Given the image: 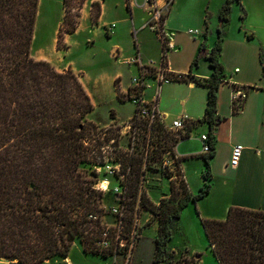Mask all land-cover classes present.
<instances>
[{
  "label": "trees",
  "instance_id": "trees-1",
  "mask_svg": "<svg viewBox=\"0 0 264 264\" xmlns=\"http://www.w3.org/2000/svg\"><path fill=\"white\" fill-rule=\"evenodd\" d=\"M236 1L240 0H226L221 20H229ZM84 2L79 0L78 5H73L71 0H64L60 48L65 33L77 30ZM39 3L40 0H0V260L9 264H46L56 256L68 257L77 239L86 253L103 257L128 254L134 248L129 237L136 214L144 208L159 218L152 264H193L195 260L190 255L168 245L174 222L184 208L190 201L204 197L212 187L211 159L216 151V129L223 119L217 108L218 89L225 79L219 57L222 30L207 55L212 77L195 78L191 71L170 73L171 79H193L209 86L205 116L188 127L190 130L198 122H208L209 137L214 142V150L204 154V185L193 193L184 178L181 190L172 179L170 196L157 204L140 190L143 171L135 178L128 175L133 189L125 190L120 200L126 211L124 230L119 233L117 227L104 222L105 193L98 187L96 169H84L88 164H104L107 158L98 124L88 118L94 110L92 98L72 69L58 71L51 62L31 55ZM93 4L98 8L92 11L93 22L97 23L101 3L95 0ZM162 40V64L167 67L170 46L168 37ZM200 55L194 58L193 66ZM155 71L153 68V75ZM118 97L126 101V94L119 92ZM114 142L119 145V139ZM202 222L218 264H264V210L232 206L224 220L203 217ZM124 237L128 244H123Z\"/></svg>",
  "mask_w": 264,
  "mask_h": 264
},
{
  "label": "crops",
  "instance_id": "crops-1",
  "mask_svg": "<svg viewBox=\"0 0 264 264\" xmlns=\"http://www.w3.org/2000/svg\"><path fill=\"white\" fill-rule=\"evenodd\" d=\"M42 1L40 0L39 5ZM61 1L63 18L57 22L52 35L55 40L65 16L64 0ZM201 1L204 6H201ZM93 2L94 0L87 2L82 7V20L85 25L88 21L92 23ZM100 3L99 21L92 24V27L106 34V28H103L115 23L111 35L106 38L110 43V55L117 64H128L134 75L126 79L124 72L118 70L111 75L92 79L86 78L83 69L76 68L75 64L67 67L79 75L94 106L97 105V96L91 89L93 83H114V89L110 91L111 97L115 101L123 102L118 94H126L133 78L139 76L141 65L148 64L158 70L163 68L162 37L149 26V15L142 5L143 0H138V4L131 7L127 6V0H100ZM225 3L226 0H174L164 22L170 46L167 73L187 74L191 71L195 78L212 77L213 68L207 55L218 40L219 29L223 36L219 57L225 68V79L221 81L218 89L217 108L223 119L216 129V151L211 159L212 187L204 197L188 203L181 217L174 222L175 227H178L184 217L197 226L203 217L224 220L232 206L264 210V0L234 2L229 20L223 21L220 20V11ZM82 20L75 32H67L64 36L69 45L65 48L67 51L75 42L72 40L73 36L80 33V27L84 24ZM151 33L154 34V51L149 39ZM128 36L130 42L127 41ZM202 44L205 45V50L201 52ZM199 54L198 63L193 66V60ZM146 82L144 98L157 102L165 122L169 123L182 116L197 121L205 116L209 86L197 84L193 79L163 81L157 76L148 77ZM235 90H240L241 96L233 100ZM107 98V93L102 95L103 100ZM114 112L116 116L111 121L121 123L119 112L115 109ZM209 130L208 122H198L176 144L175 154L181 160L177 171L193 193L199 192L205 182L206 161L204 154L200 152L199 136ZM236 143L244 145V151L239 165L232 167L231 151ZM156 171L161 174L159 178L164 186L157 197V191H149V194L158 202L161 198L170 196L172 180L160 170ZM150 216H154L153 225L150 227L154 228L157 235L159 218L154 214ZM168 246L175 250L174 246ZM135 250L127 264H131Z\"/></svg>",
  "mask_w": 264,
  "mask_h": 264
},
{
  "label": "rangeland",
  "instance_id": "rangeland-1",
  "mask_svg": "<svg viewBox=\"0 0 264 264\" xmlns=\"http://www.w3.org/2000/svg\"><path fill=\"white\" fill-rule=\"evenodd\" d=\"M91 1L93 0H85L84 4L87 2L90 3ZM98 1L100 2V0ZM62 4L61 0H43L42 3L38 5V17L36 19L35 35L30 51L31 55L37 58V60H47L51 62L58 71H67V67L75 64L76 68L83 69L86 78L90 77L94 79L95 77L111 75L115 71L121 70L124 72L125 78L130 79L131 75H134L130 71L131 67H129L128 64H117L110 55V43L106 38L108 35H111V31L106 30V35L100 30H94L92 27V24H95L93 22V16L91 20L92 23L88 21L86 26L81 15L78 28L81 25V20L84 24L80 27L79 35L73 36L72 40L75 42H73L71 49L69 51L65 49L68 48L69 45L64 39L60 48L58 45L59 31L56 40L52 39V35L55 33L57 22L63 18ZM71 4L78 5L79 0H71ZM93 5L92 11L97 12L98 8ZM201 6H204L203 1H201ZM103 29L105 30V27ZM92 39H94L95 42H92ZM149 39L152 41V51H154V34H152ZM127 41H131L130 36H128ZM63 43L66 44V47H63ZM113 84L114 83L107 81V83L100 85H94V83L91 85V89L97 96V105L94 106V110L89 114L88 118L98 124V136H101L104 140V152L107 158L104 164H88L84 166V169L89 171L93 168L96 169L98 174V187L103 189L105 193L103 196V204L107 211L104 215V222L113 227H117L118 232L122 233V230H124L123 220L121 221V217L117 215L114 210L124 208L126 211V207L124 203L122 204L120 202L123 198V194L117 192L115 187L124 186L123 193L125 190H132L133 187L129 184V182L131 183L132 181L128 180V175L135 178L139 172L144 171L143 161L147 158L149 169H147L146 173L149 181L145 183L144 191L147 194L146 197L154 201L149 191H157L155 194L157 197L160 192L159 190L164 186L163 181L160 182L161 174L156 171V169H159L158 165L161 164L159 158L162 156L160 151L162 146L158 147L157 144L161 143L162 145L163 141L162 136L158 134L159 131H155L152 134V143L155 146H151L149 149V130L146 121L144 119L134 118L136 106L128 97H125L126 101L123 102H119V100H116V102L115 99H112L110 91L114 89ZM106 93L108 94V98L107 100H103L102 95ZM114 109L119 112V117L122 119L121 123L111 121V118L116 116ZM135 123H138L139 126L136 132L133 128L131 129L130 126V124ZM134 134L136 135L135 140L133 139ZM95 135L97 136V134ZM116 139H119V145L114 142ZM92 141L93 143L96 142L95 139H92ZM119 162H121V164ZM113 168L117 169L115 174L112 172ZM166 174L167 176L169 175L168 173ZM182 178L177 181L178 190L182 189L181 182L184 181ZM103 186H105V189ZM160 201L154 202L158 204ZM152 214V211L144 208L138 212V224L133 228V232L129 237L132 242L130 246H134V248L133 250L129 249L128 254H116L103 257L93 253H86L81 241L77 239L68 257H63L61 255L56 256L48 260L46 264H113L114 262L116 264H127L132 258L135 244L136 250L131 264H152L156 253V233L154 228L150 227L154 222V216H150ZM123 242V244H128V238L124 237ZM169 244L170 246H174L176 251L190 255L195 260L193 264H218L217 259L209 247L202 219L197 226L192 224L191 221H188L187 217H184L178 227L174 225L172 240ZM179 256L180 253L177 258ZM0 264H9V262L1 259Z\"/></svg>",
  "mask_w": 264,
  "mask_h": 264
},
{
  "label": "built area",
  "instance_id": "built-area-1",
  "mask_svg": "<svg viewBox=\"0 0 264 264\" xmlns=\"http://www.w3.org/2000/svg\"><path fill=\"white\" fill-rule=\"evenodd\" d=\"M143 0V7L146 9L149 15L148 22L150 23L149 26L152 29H155L161 37L165 38L168 37L165 33L164 29V22H166L167 15L169 12L170 7L172 6L174 0ZM128 7L135 6L138 4V0H127ZM115 27V23L112 22L105 26L106 30L113 31V28ZM192 33V30H190ZM161 38V39H162ZM169 38V37H168ZM163 42V40H162ZM168 43V41H167ZM136 61V60H134ZM154 67L150 65H141L140 66V74L139 76L133 78L131 85H129V88L126 92V97L130 99V101L136 106V113L134 114V118L136 119H144L146 121V125L148 126L149 130V136H148V147H154L155 145L152 143V134L155 131H159V135L162 136L163 144L158 143L157 146H162V149H160L162 156H160L161 164L158 165L161 173L167 175L168 177L172 179H176L178 181L182 176L177 171V165L179 163V158H177L175 154L176 144L180 140L183 139V135L188 132V127L190 123L193 121L192 119H189L187 116L177 117L171 120V122L167 123L164 121V117L162 116V113L158 110L157 102L156 101H147L144 98V89L145 85H147V78L150 76H157L163 81H168L171 79L170 73H167V67H164L161 70L156 69L155 74H152V70ZM241 96L240 90H235L233 93V100H236ZM158 124V128H154L155 125ZM129 125V124H128ZM131 129L133 128L136 132L138 126V123L130 124ZM133 139H136V135H133ZM199 140L201 142V150L200 152L202 154H210L214 150V142L210 140L209 132H203L199 136ZM244 151V145L241 143H236L233 146V149L231 151V159H230V165L232 167H237L239 165V162L241 161L242 152ZM121 164V162H119ZM119 164V165H120ZM149 165L148 159L146 158L144 160V171L142 173L141 177V183L140 188L141 191L144 190V185L148 181L147 176V169ZM116 168L112 169L113 174H115L117 171ZM105 189V186H103ZM103 190V189H101ZM115 190L117 192H120V194H123L124 186H117L115 187ZM104 191V190H103ZM117 215L121 217V221L124 218V208H118L114 210ZM138 212L135 217V227L138 224Z\"/></svg>",
  "mask_w": 264,
  "mask_h": 264
}]
</instances>
